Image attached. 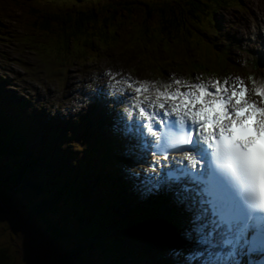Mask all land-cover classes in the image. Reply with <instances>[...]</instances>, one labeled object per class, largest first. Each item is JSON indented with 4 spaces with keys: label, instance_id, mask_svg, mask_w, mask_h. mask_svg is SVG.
I'll use <instances>...</instances> for the list:
<instances>
[{
    "label": "snow or ice",
    "instance_id": "1",
    "mask_svg": "<svg viewBox=\"0 0 264 264\" xmlns=\"http://www.w3.org/2000/svg\"><path fill=\"white\" fill-rule=\"evenodd\" d=\"M175 83L187 90L170 91L168 85L157 89L156 99L147 106L137 100L127 110H139L140 119L133 121L129 115L124 130L131 134L135 129L140 147L165 160L170 150L184 153L159 171L154 164L153 173L145 178L146 190L175 186L179 196L196 185L203 197L200 203L210 208L212 219L207 208L202 209L194 228L185 234L194 248L183 264H244L245 256L247 264H257L252 254L264 255V147L259 143L264 139V107L258 106L264 104V86L254 89L260 97L257 102L246 97L248 90L239 80L230 93L227 80L216 81L211 88ZM148 91L145 83L135 87L138 96ZM149 99L144 96V101ZM147 134L156 139L149 141Z\"/></svg>",
    "mask_w": 264,
    "mask_h": 264
},
{
    "label": "rangeland",
    "instance_id": "2",
    "mask_svg": "<svg viewBox=\"0 0 264 264\" xmlns=\"http://www.w3.org/2000/svg\"><path fill=\"white\" fill-rule=\"evenodd\" d=\"M47 1H52V4H49ZM92 1L93 2L96 1V3L99 2L101 4L110 2V0H80L78 4L81 5L82 7L89 6L90 4L93 3ZM132 1H138V0H132ZM141 1L147 2V0H141ZM74 2H76V0H15L14 2H12V0H0V69H3V71H5L7 65H9L11 61H13L12 59H14V61L18 63L17 66L18 70H20L21 72L20 78H18L20 80L17 81L14 80L11 77V73L9 75L7 71L6 73L2 74L3 78H7V77L11 78L12 83L8 85L11 89H7L6 92H4L2 88L6 87V84L2 83V80L0 79V94H6L7 97L9 94L10 97L16 96L22 99H26V97L29 96L31 93L30 99L28 98L27 101L28 100L33 101L31 99L34 98L43 99L44 96H40L38 93V89H40V87L43 86L48 91L55 92V90H52L55 81L58 80L57 85L63 84L62 81H60V79H63L61 75H58L56 78L57 73L55 71L60 70V65L54 64L53 53L51 55L52 62L50 61L52 64L47 63V60H51V58H49L47 54H50L51 51L52 52L56 51V49L47 48L50 47L49 45H52L53 48L55 47L54 46L55 37L49 38L47 41L48 43L45 44L43 48L40 49V52H42L41 56L44 57V64H43L39 58V48H36L35 49L36 51H32V48L29 47L33 45L31 41L30 43H26V44L21 43L20 41L21 38H23V40H25L26 42H28L27 40L29 38L35 39V36L33 34L25 36L26 33L23 31L25 26L31 25V23H33L34 20L30 18H28L29 19L28 20L27 18H24L26 17L27 14L25 16H21L18 8L15 7V5H18L19 8L23 7L25 9L24 12H27V11H34L33 9L35 10H43L45 8L56 9L57 4L61 5V7L65 9L67 6H71V4ZM233 2H236L238 4V7H234L226 4H221V6L218 5L207 6L206 7L207 14H205V16L202 15V19H201L202 21L199 24V27L201 28L200 32L204 35L203 36L204 39H207L211 42L214 41L213 43L210 42V45H212L216 49L224 47L226 44V39H223V34H225V30L223 28L219 29V25H218L220 23V26L222 27L221 25L222 18L225 17L228 20L229 17L233 18V14L238 15L240 13L246 12L244 0H235ZM23 3L25 5H23ZM28 4H31L32 6ZM248 7L250 8L249 5ZM251 7H256V12H259V15L264 16V0H253ZM208 19H211V21H209ZM215 22L218 26V30H217L219 31L218 33L213 32ZM230 23L234 24L233 21H230ZM226 24L227 22L223 26H225ZM228 31L229 30L227 29V32ZM36 38H38V41H36V43L43 41L38 36ZM92 42L96 45L95 47H91V49L99 48L101 50V53L98 54L99 56L102 54L104 55V52L110 50L109 54L105 55L104 58L100 59L102 62H108V65H112L113 68L111 69L107 64L104 65V68L106 69L107 73L113 70V72H116L117 74L118 73L121 74L122 77L120 78L122 79V81L128 79L136 80L138 78H140L141 80V78H144V76L142 75L145 74V72L142 67V63L138 60V55H137L138 50L136 47H131V49L126 48V46L130 47V45L127 44L126 37L123 33L120 35V37H118V46L112 47V49L109 46H106L105 48H101L98 46V43L96 41H92ZM37 46L39 45L37 44ZM71 54H73L72 51ZM84 55L88 56L89 53H84ZM74 56L76 57V54L70 55L71 58L68 60L66 64H71V62H73L74 64L72 66H82L83 64L86 63L87 58H85V60H82L83 59L82 57L73 58ZM97 57L94 58V61H99V59L97 60ZM76 59L82 60L81 63L79 61H73ZM35 63H38L39 66L45 68V70H43L44 75L49 76V73L51 72L49 78L51 80L50 87L48 86V80L40 79V83L38 84L37 78L34 73L36 74L39 73V66H35ZM12 68L15 69L16 67L13 66ZM63 74H65V71H63ZM138 75L142 77H137ZM17 84H20V86L17 87ZM31 84L35 85L34 88L35 91H33ZM47 96L50 95L47 94ZM0 99L4 100L1 95H0ZM90 99L91 98H89L88 100ZM27 104L31 105L32 103L28 101ZM52 104L54 103L52 102ZM32 108L31 109L35 111L36 108L34 107ZM31 109L28 107V110L31 111ZM67 124H69L70 127L71 126L75 127V124L73 122ZM70 127L66 129L69 130ZM63 128H60L61 131L66 130ZM81 157L82 154L81 152H79L77 158L79 159ZM2 161H3L2 163L7 164L6 159L5 160L2 159ZM70 161H72V159H70ZM8 166L11 167L12 165L8 164ZM1 180H2L1 183H4V185H6L5 187L9 186L7 182L3 181V178H1ZM4 193L5 195L1 197V192H0V206L2 208L4 205V208L6 209V210L0 209V246H5L9 251V255H11V253H14L16 256L19 257L18 259L20 260L21 263L27 264L28 261L30 260V251L33 252L35 258L38 257L49 258L51 256L39 254L38 250L36 249L41 248L42 249L41 251L46 253L49 252L48 247H50V245L52 244L55 245L56 247L55 249H63V248L71 247L72 244H76L78 245L77 249H80L79 247L83 245L82 246L83 250H86L88 252L87 256L89 257L90 264H100L97 261H95L94 257H96V255L100 256L99 255L100 249H103L105 246L100 245L99 248H95L93 246L92 247L93 249L87 250L85 249L86 246L84 244L82 243L80 244L79 242L80 240H76V237L78 236L79 232L81 233L82 231L80 229L81 226H79L80 224L84 227L83 230L88 229L94 234V239L98 237L104 238L105 229L100 228L99 231H97L100 226H95L94 225L95 222H92V219L87 217V221L85 219H82V222H80V219L76 217L77 215L73 212L74 211L73 206H68L66 204H63L62 201L49 205V208L52 209V213L49 216L46 215L45 217H43L40 215L42 218L40 217L38 218L31 214V210L34 207V205L36 203H39L38 201H40L37 196L30 195L23 189L17 187H11V186H9L7 190L4 191ZM45 199L47 198H43L42 201H44ZM136 200H138V198H136ZM56 207H58L59 210L56 209ZM44 218H48L54 223L61 224V226H68L71 230V235L68 236L65 234L62 236V238L64 239L54 240V236L48 234V232L44 228V225L42 226L43 220H44L43 223L46 224V220ZM20 224L26 225V227L20 226V233L21 234L23 233L22 234L23 242L28 241L30 243L29 244L30 246H27L26 244L24 245V247L27 246L26 252H24L23 249H21V251L19 250L18 252L14 251L16 249L17 241L16 239H14L12 233L13 230L16 227H18ZM117 228H118L117 226L112 227L113 231L109 232V234H111L112 237L116 235L118 236L125 235L124 239L120 240L119 242L120 246L124 247L123 249L124 252H127L126 249H128V251L135 252L138 248V242L136 240L130 239V237L124 234L123 232L121 231L119 232ZM29 235L31 237H29ZM94 239L88 238L86 240V245H93L95 242ZM138 253H140V251H138ZM116 256L117 254L113 255L114 258ZM10 257L11 259H13L12 256ZM81 258L86 259L85 256ZM55 259L57 261V264H66L64 262L63 263L60 262V258L58 257V255L56 256L54 255L53 258L48 259L46 262L42 264H52V263L55 264ZM98 259L100 261V258ZM77 264H86V263L84 261H80Z\"/></svg>",
    "mask_w": 264,
    "mask_h": 264
},
{
    "label": "trees",
    "instance_id": "3",
    "mask_svg": "<svg viewBox=\"0 0 264 264\" xmlns=\"http://www.w3.org/2000/svg\"><path fill=\"white\" fill-rule=\"evenodd\" d=\"M15 0H12L14 2ZM52 4V1H47ZM80 0L72 3L71 6H67L65 9L61 5L57 4L56 9H43L24 12V8H18L19 13L24 14L27 18L33 19L34 22L31 23L32 30L34 33L55 34V47L52 45L47 47L48 49H56L55 52H50L54 55L61 56L62 60H69L71 57L67 52L66 45L71 42V40L79 41L84 47L90 46L92 41H97L104 46L110 47L111 42L116 41V35L124 27H127L129 31L133 32L136 29L135 37L133 43H137L139 47L145 48L149 44H159L163 46L172 45L173 48H180L186 44L191 43L194 34L197 35L196 38L200 39L198 36L201 35L198 28L200 22L202 21V15L207 14V6L209 4L218 5L229 3L228 0H147L143 2L141 0H110L108 3H99L96 1L89 6L82 7L78 3ZM25 3V2H24ZM23 3V5H25ZM27 4V3H26ZM32 6L31 4H28ZM29 20V19H28ZM133 24H137L135 27ZM199 46V45H198ZM70 51V50H69ZM46 52V51H45ZM44 52V53H45ZM71 53V51H70ZM94 54V53H93ZM83 56V55H82ZM77 58V57H73ZM8 125L0 123V159L2 153L8 152L12 154L9 149H16L14 145V140L10 136L11 130H7ZM16 133V132H15ZM6 154V153H5ZM33 169V165L28 161H23L19 163L15 169L16 175L7 176L6 180L10 182H15L17 185L23 187V182L20 180L22 174H28ZM0 187V191L5 186L4 183ZM18 181V182H17ZM8 182V181H7ZM44 188L41 184L38 186H28L29 193L39 195ZM46 188V187H45ZM57 196V195H55ZM57 199V198H55ZM53 204L48 199L44 201H39L33 207V210L40 216L45 217V215H50L52 211L49 205ZM64 206V205H63ZM1 209V206H0ZM56 209L59 210L58 207ZM46 220V230L52 232L55 239L62 238L65 235L66 228L61 226V224L54 223L48 218ZM45 225V224H44ZM88 230H83L79 232L76 240H80V244H84L85 249H91V247L85 244V239L89 233ZM16 235V232L14 231ZM22 239V235L17 233ZM77 242V241H76ZM22 246V244L20 243ZM115 243H113V246ZM83 245L77 249L78 245L75 244L71 249H59L56 251L60 262L66 264H72L79 261L81 257L84 256ZM112 246V247H113ZM93 247V246H92ZM107 251V249H106ZM41 254L50 256V252H42ZM53 255V256H54ZM13 259H11V257ZM51 257H38L35 258L33 252L30 251L29 264H42L46 262ZM79 258V260H78ZM27 263V264H28ZM0 264H24L20 260H16L14 254L9 255V251L6 247L0 248ZM53 264V263H52ZM55 264L56 259H55Z\"/></svg>",
    "mask_w": 264,
    "mask_h": 264
},
{
    "label": "bare ground",
    "instance_id": "4",
    "mask_svg": "<svg viewBox=\"0 0 264 264\" xmlns=\"http://www.w3.org/2000/svg\"><path fill=\"white\" fill-rule=\"evenodd\" d=\"M245 1V5L246 6H252V2L253 0H244ZM223 17V16H222ZM230 18V17H229ZM223 17L221 20V25L222 27H225V31L227 32V29H229V27H233V25H235L237 23L238 26L243 25V27L245 28V31L250 33H254V34H258V33H262L263 30H259L258 29V25L260 23V21H255L252 20L249 17H241L240 21H233L234 24H231L230 20L229 21ZM218 19V18H217ZM219 20V19H218ZM219 22V21H218ZM227 22V24L225 26H223L225 23ZM263 22V21H261ZM251 24H253L255 26V29L250 30V26ZM219 25V29H220V23ZM234 34H240V31H236ZM263 34V33H262ZM262 34L257 38L256 41H253L255 47L257 48L258 52L260 53L261 51H259L258 49V39L262 37ZM236 39V40H235ZM229 41L241 46L243 42H240L242 40V38L237 35L234 36V38L232 37V34L230 33V38L228 39ZM99 49V48H98ZM112 49V48H111ZM93 49H91L92 51ZM110 50L104 52V55H98L97 60L99 59V61H88L89 58H92V56H90V53L88 56H85L83 53L82 60L86 59V63L83 64L82 66H72L74 63L71 62V64H66L68 62V60H62V57H59L58 55H54V64H59L60 65V70H56L55 72L56 74V78L58 75H61L63 77V79H60V81H62V85H57L58 80L55 81V83L53 84L52 90L54 91H48L47 89H45L43 86L40 87V89H38V93L40 96H44L43 99H38V98H34L31 99L33 101L28 100L29 102H31L32 104L29 105L27 104V99H30V95L26 97V99H22L19 97H10V95L8 94V97L6 94H0L2 96V99H0V105L3 106H8L11 108H14L16 110V112L22 116L23 118H25V120L29 123L28 125V130L31 131V134L28 136V142L31 146H34L36 141H39V138H42L43 135H47L45 132L46 131H50L55 132V133H60L62 135H69L71 129H66L64 131H61L60 127L55 125H52L53 128H48L46 127L45 130H42L36 122H34V120H32V118L30 117L29 113L27 112V107L26 105L29 106V108L34 107L36 108L35 111H33L36 116L40 119V117L45 114V113H54L56 112L52 118H55V122L61 121L60 120V116H67V117H72V116H76L77 114L81 113V115L79 116H84V111H85V107L91 108L94 106V103L91 106H88V103L90 100H88L89 98H91V92L92 90H94L96 87H98V81L104 86H110V87H117L119 89H122L124 91L128 90V94L133 96V99H139L143 96H145L144 93L140 94L139 96L136 94L135 89L129 88L126 85H122L121 82L119 81V77L121 76V74L118 75H114V74H107L104 70V65L107 64L108 62H102L100 59L104 58L105 55L109 54ZM42 53V52H41ZM262 53V52H261ZM47 56L49 58H51V60H47V63H51L52 62V56L50 54H47ZM78 58V57H77ZM13 61H11V63L9 65H7V68L5 69V71H3V69H0V79L2 80V83L6 84V87H3L2 90L4 92H6L7 89H11L8 85L10 83H12V79L11 78H3L2 74L6 73V71L8 72V74L10 75L11 73V77L14 80H20L18 78H20L21 72L20 70H18L17 66L18 63L16 61H14V59H12ZM25 60V58H24ZM82 60H73V61H79L81 63ZM51 61V62H50ZM52 64V63H51ZM66 64V65H65ZM13 66H15L16 68H12ZM35 66H39L38 63H35ZM55 66V65H54ZM109 68H113L112 65H108ZM5 67V66H4ZM10 67V69H9ZM62 69V70H61ZM43 70H45V68L39 66V73L35 74L38 84L40 83V79L41 80H48V86H51V80L50 78V73L49 76L44 75ZM10 71V72H9ZM47 71V69H46ZM63 71H65V74H63ZM33 74V73H32ZM32 85V84H31ZM20 84H17V87H19ZM100 86V85H99ZM102 86V87H103ZM256 87H260L257 86ZM33 91H35V85H32ZM72 88L74 90H72ZM18 89V88H17ZM67 89H69V95H64L67 91ZM48 91V92H47ZM47 94H49L50 96H47ZM87 97V100L85 101V103L83 105H81L80 102H82V100H77L80 96H85ZM20 96V95H19ZM17 101V102H15ZM20 102V103H19ZM48 102V103H47ZM52 102L54 104H52ZM33 109V108H32ZM40 110V111H39ZM0 115H5V118L3 119L2 122H0L1 124L4 125H8L9 128H6L7 130H11L12 132L10 133V136L12 138H15V129L14 127H12V125L10 126L9 123V116L10 119L12 120L11 123L14 121V118L12 116V114L10 113V110L7 107H0ZM116 117L118 116V113L116 112ZM120 119H128V117H117V119H115L113 123H108L106 124V126L103 127L102 129V134L107 136L108 138H119L118 136L124 138V139H129L130 135L126 134L125 131L124 133H119L118 131H116L117 128V120ZM46 120H51L50 119V115L49 118H47ZM134 121V120H133ZM46 121H44L43 126H46L44 124ZM39 123H41V121H39ZM99 123H101L99 121ZM102 124H100L99 126H101ZM69 128V127H68ZM83 129H85L84 126H82L80 128V131H82ZM133 132L135 133V129L133 130ZM48 137L53 138V140L58 141L57 140V136L55 135H47ZM12 153L14 152L12 149H9ZM134 178V177H133ZM18 182V181H17ZM24 184V183H23ZM18 187L21 188L20 185H18ZM22 189V188H21ZM40 193V192H39ZM137 198V197H136ZM169 203L171 204L172 201L168 200ZM166 202V201H165ZM52 203V202H51ZM52 207V206H51ZM84 209V207H82ZM171 209L175 210L177 212V206L176 204L173 203V205L171 204ZM50 210L52 211V209L50 208ZM153 213V210H150L145 217H148L149 215H151ZM46 216V215H45ZM49 216V215H47ZM117 234V233H116ZM123 238L116 235L113 237V240L115 243H118L120 240H122ZM165 255H168V253H165ZM167 256V257H168ZM123 259V258H122ZM176 261L178 262V259L175 258Z\"/></svg>",
    "mask_w": 264,
    "mask_h": 264
}]
</instances>
